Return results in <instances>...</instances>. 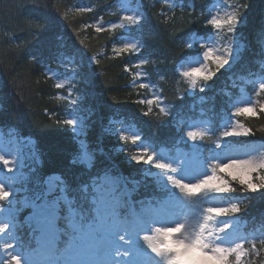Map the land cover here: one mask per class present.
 <instances>
[{
    "label": "snow or ice",
    "instance_id": "1",
    "mask_svg": "<svg viewBox=\"0 0 264 264\" xmlns=\"http://www.w3.org/2000/svg\"><path fill=\"white\" fill-rule=\"evenodd\" d=\"M164 3L170 9L184 6L182 0ZM227 7L231 10L223 15L215 5L210 7L206 20L211 28L209 36L201 38L192 33L187 42L188 48L197 49L196 54L184 57L176 71L186 83L189 96L210 89L209 82L217 73L226 66L230 68L240 56L236 33L243 22V5ZM93 10L92 6L78 8L81 14ZM145 25L142 13L133 10L118 23L107 27L98 24L95 31L121 29L129 36L135 31L142 37ZM226 36L230 38L226 40ZM145 47L141 38L123 36L119 46L113 47L116 56L138 57L133 85L148 76L144 68L152 61L140 55ZM66 83L60 81L55 87L63 89ZM138 86L155 87L150 83ZM261 93L264 77L258 81L255 95ZM206 102L207 97H199V103ZM71 103L75 105L76 101ZM137 103L149 106L145 116L152 114L153 106L157 115L172 116L176 130L171 146L162 147L132 126L105 129L122 142L120 151H125L123 144L129 141L135 146L126 161L141 166L142 180L123 175L111 161L103 165L98 160L103 150L91 148L88 125L73 109L63 123L76 139L72 163L91 174L89 181L70 196L63 177L49 176L43 190L18 201L20 189L15 185L21 178L27 179L24 156L14 155L20 153L17 134H6L0 142V264H249L246 257L259 255L257 241L264 246V232L251 238L239 233L242 198L236 194L264 190V151H257L253 142L241 144L230 138L255 135L237 118L264 114V100L248 98L232 103L226 112L222 110L218 125L207 115L208 111L214 113V108H201L198 115L176 118L171 112L174 106L165 105L162 94ZM191 109L195 112V103ZM238 147L245 149L242 155L236 154ZM27 158L38 160L34 146ZM147 180L154 186L153 194L134 201L132 194ZM39 184L37 180V187ZM18 204L31 209L23 223ZM25 227L27 239L21 233Z\"/></svg>",
    "mask_w": 264,
    "mask_h": 264
},
{
    "label": "trees",
    "instance_id": "2",
    "mask_svg": "<svg viewBox=\"0 0 264 264\" xmlns=\"http://www.w3.org/2000/svg\"><path fill=\"white\" fill-rule=\"evenodd\" d=\"M118 1L0 0V129L34 136L41 157L37 174L43 178L59 173L70 196L91 175L72 163L76 139L63 120L73 109L77 118H83L88 125L91 148L103 150L98 160L103 165L111 161L123 175L142 180L141 166L126 161L135 146L129 141L123 144L122 152V142L105 131L112 117L122 118L144 138L169 147L176 135L175 120L157 115L154 106L152 114L143 115L149 106L138 100L162 94L164 104L174 106L171 112L176 118L198 115L201 108H214L215 114L207 113L214 125L220 123L222 110L226 112L235 98L264 100V93L255 95V84L241 87L247 76L264 77V0H221L226 7L243 5V22L237 26L236 39L244 43V48L237 62L221 69L209 82L210 89L196 96L187 94V85L176 69L184 57L196 54L197 49L186 46L191 34L209 36L208 9L217 0H182L183 8L173 9L164 0H133L146 21L142 37L135 31L129 36L121 29L97 33L98 24L107 27L123 16ZM80 6H92L94 10L81 14ZM122 36L141 38L146 47L140 55L152 61L144 68L148 76L138 79L135 85L132 82L138 57L116 56L113 52ZM60 81L69 83L58 89L55 84ZM139 83L155 87L140 88ZM200 96L207 97V102L199 103ZM194 103L195 112L191 109ZM238 119L252 128L255 135L251 137L264 139V114ZM153 192L151 180L144 181L135 199L150 197ZM237 194L242 197L240 215L247 221V237L259 236L264 232V190ZM26 213L25 209L19 212L21 223ZM27 231L26 227L21 229L25 239ZM257 249L259 255L253 253L245 258L249 264H264V246L258 241Z\"/></svg>",
    "mask_w": 264,
    "mask_h": 264
},
{
    "label": "rangeland",
    "instance_id": "3",
    "mask_svg": "<svg viewBox=\"0 0 264 264\" xmlns=\"http://www.w3.org/2000/svg\"><path fill=\"white\" fill-rule=\"evenodd\" d=\"M118 3L120 4V12L122 13V15H124L125 13L131 14L133 10H137L138 9V3L134 2L133 0H120V1H118ZM214 5L217 8L218 7L222 8V9L218 8L220 10L221 15L224 14L225 10L229 11V9L226 7V5L223 4V2L221 0L215 1L211 5V7H213ZM107 24H109V23H107ZM197 36L203 38L201 35H197ZM123 37L126 38V36H123ZM237 42H238V44L240 46V49L242 51L243 48H244V43L242 41H237ZM115 46H119V43H117ZM260 78H261V76H256V75L255 76H252V75L247 76V77L244 78V83L241 84V87H244L245 84H250V83L255 84L256 86H258V81L260 80ZM136 82H138V81L136 80ZM246 99H248V98H246V97H237V98L234 99L233 103L237 102V101H240V100H246ZM113 121H116V122L123 121V123L122 124L121 123H112ZM241 123H243V122H241ZM126 126L134 127V125L128 124L122 118L112 117L110 122H109V125L106 127V129H108V128H120V127H126ZM10 131L15 133V134H17V136L19 137V145H18V147L20 148V153H14V155H17V154L23 155L24 156V163H25V167L23 168V172L26 175L27 179L21 178L20 181L15 185L16 188L20 189V192H19V194L16 197V199L18 201H20V200H23L26 195L31 197L35 191L43 190V188H44V180L47 177L45 179L41 180V178L37 174V167H38V165H40V162H41L40 160L41 159H40L39 154H38L37 149H36L35 140L32 139L31 137L20 135L16 130H10ZM7 133H9V131L8 132H1L0 131V142H3V140L7 138L6 137ZM230 139L238 141L241 144H246L248 142H253L257 151H264V143H262V141H264V139H262V138H259V137H255L254 138V137L249 136V137H238V138H230ZM32 146H34V148H35V150H36V152L38 154V160L28 159L27 158V154L31 151ZM12 147L15 148V147H17V145L13 144ZM244 150L245 149L243 147H238V150H237L236 154L237 155H242ZM8 159L12 160L13 157L10 156V157H8ZM2 167L3 166L1 165L0 168H2ZM32 169H35V171H33ZM3 171L6 172L7 169H3ZM9 175H12V173H9ZM130 179H135V178H130ZM37 180H39V182H40L39 187H37V185H36V181ZM129 187H131V185H129ZM25 189H28V191H25ZM136 191L132 194V199L134 201H135V196L134 195L136 194ZM236 195H238L240 198H242L241 195H239V194H236ZM17 207L20 208V211L22 209H28L26 207H23V205H21V204H18ZM30 212L26 215V217L30 214ZM238 215L241 218L240 222H239V224L237 226L238 230H239V233L241 235L247 236L246 235V231H245V229H246L245 227L247 225V221L240 214H238Z\"/></svg>",
    "mask_w": 264,
    "mask_h": 264
}]
</instances>
